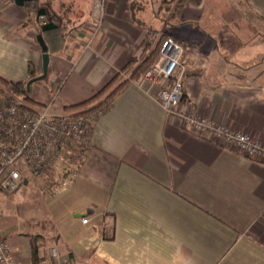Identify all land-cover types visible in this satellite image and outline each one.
<instances>
[{"label": "crops", "instance_id": "1", "mask_svg": "<svg viewBox=\"0 0 264 264\" xmlns=\"http://www.w3.org/2000/svg\"><path fill=\"white\" fill-rule=\"evenodd\" d=\"M142 2L109 0L87 48L93 0H54L66 19L48 31L33 21L37 2L0 0V79L18 84L43 74L41 35L49 72L31 85V99L44 104L57 89L60 109L88 102L146 58L152 27L137 18L145 14ZM243 2L184 0L175 11L178 22L190 24L188 39L180 40V109L264 142V75L246 83L232 75L264 57V0ZM163 3L153 6L155 16L172 7ZM153 30L176 40L167 28ZM158 94L157 86L132 82L113 98L95 121L69 190L48 199L33 183L12 202L3 194L0 225L18 263H52L56 248L74 264H264V160L185 130ZM19 197L26 200L17 205Z\"/></svg>", "mask_w": 264, "mask_h": 264}, {"label": "built area", "instance_id": "2", "mask_svg": "<svg viewBox=\"0 0 264 264\" xmlns=\"http://www.w3.org/2000/svg\"><path fill=\"white\" fill-rule=\"evenodd\" d=\"M108 2L93 1L91 16L95 29L87 48L93 46L107 16ZM158 39L156 33L147 34L149 44L155 45ZM185 52L182 44L171 39L164 41L157 60L138 85L159 87L161 105L185 130L217 140L254 160H264L263 141L192 110L180 109L184 95L186 67L182 61ZM57 98L56 89L49 93L44 104L31 105L8 88L0 91V193L7 197L18 195L29 184L38 183L47 198L53 199L76 182L91 144L95 121L102 110L75 114L59 109ZM89 222L87 217L82 220L85 225ZM50 256L53 262L43 264H74L56 248L51 249ZM0 264H20L1 225Z\"/></svg>", "mask_w": 264, "mask_h": 264}, {"label": "trees", "instance_id": "3", "mask_svg": "<svg viewBox=\"0 0 264 264\" xmlns=\"http://www.w3.org/2000/svg\"><path fill=\"white\" fill-rule=\"evenodd\" d=\"M54 0H38L36 5V10L32 14V18L34 23L39 27L41 31H48L52 29L62 28L65 23V16L63 13L56 10L53 6ZM94 1V0H93ZM184 0H171L166 1L163 4H169L173 7V11L171 12L172 7L164 8L168 13V19L165 20V23L168 24L172 17L175 16V11L183 7ZM28 5H33V3H29ZM132 7V6H131ZM163 7V6H162ZM133 8V7H132ZM163 9V8H162ZM43 18V19H42ZM42 20L46 24H42ZM156 33L159 36V41L155 44H147V56L143 61L137 66V69L133 71L126 79H123L121 82L118 83L120 76L114 78L109 84H107L101 91H99L94 98L89 100L88 102L67 107L64 110L68 112H73L75 114H84L91 111H98L108 108L111 104L113 98L120 93L128 83H138L147 73L149 68L154 64L155 60L158 58L163 42L168 40L165 36V33H159L158 31L153 30L152 28L148 30V33ZM183 45V42L174 40ZM185 46V45H183ZM136 61H133L132 64H135ZM238 72L233 73L232 75L240 79V81L248 82V80H257L264 75V57H261L260 60L255 63L253 66H239ZM256 70V71H255ZM231 75V74H229ZM36 75L32 73V76L29 81L26 83H18V84H11L2 79H0V83L6 86L8 89L12 91L16 96L20 97L23 101L27 102L31 105H41L35 101H33L30 97L31 92L27 90V84L36 79ZM183 81L185 79L183 78ZM37 83V82H35ZM33 83V84H35ZM118 83V84H117ZM0 84V85H2ZM32 84V85H33Z\"/></svg>", "mask_w": 264, "mask_h": 264}, {"label": "rangeland", "instance_id": "4", "mask_svg": "<svg viewBox=\"0 0 264 264\" xmlns=\"http://www.w3.org/2000/svg\"><path fill=\"white\" fill-rule=\"evenodd\" d=\"M163 1L165 2L167 0H144V2H142V6H144L145 9H146L145 10V14H143V15L142 14L141 15L138 14L137 15L138 20L144 21L145 23L150 25V27H152L153 29H156V30H162L163 28H167V33L171 37H173L174 39H176L178 41H180V40H182L184 38L188 39V36L190 34H189V31L186 30L185 28L190 25L189 22H186L184 20H179V22H178V19H180V17L177 18L176 16H174V17L171 18L169 23L167 25H165V20L168 19V16L165 19V16L167 15L166 9H163L162 13H160V16H155V13H154V10H153V6L156 5V4L158 5V3H162ZM219 1L222 3V5H224V4L228 3V2H232L233 0H219ZM240 1L243 2L244 0H240ZM167 6L168 5H164V7H167ZM221 10H225V8L223 9V6H222ZM172 11H173V8L171 9L170 13H172ZM243 11H245V10H243ZM230 16H233V13H231ZM224 17L228 18L227 16H224ZM198 28H200V26H198ZM248 35L249 34H247V37H248ZM192 37H193V39L196 38V36H192ZM193 41L194 42H192V43L195 44V45H196V43H199L197 40H193ZM236 48H237V46H233L232 50L236 51ZM197 62H198V66H199V60L198 59H197ZM0 84H2V83H0ZM6 88L7 87L4 86L3 84L0 85V91L1 90H5ZM24 193H26V188L23 191L20 192V194H24ZM5 198H7V197L0 193V199L1 200H5ZM13 198H14V196H9L7 201L9 200V202H12ZM23 198L26 200L25 197H23ZM23 198L19 197L18 200H20V202H18L17 205H19L20 203H23L22 202ZM17 205H15V206H17ZM24 208H25V211H26V204H25ZM15 209H16V207H15ZM0 214L2 215V212H0ZM2 217H3V215H2Z\"/></svg>", "mask_w": 264, "mask_h": 264}, {"label": "water", "instance_id": "5", "mask_svg": "<svg viewBox=\"0 0 264 264\" xmlns=\"http://www.w3.org/2000/svg\"><path fill=\"white\" fill-rule=\"evenodd\" d=\"M14 1H15L16 5H18V6H25L26 4H29V3H35L38 0H14ZM37 40H38V43L41 46L42 51L44 53V55H43V74L41 76L37 77L36 79L31 80L27 84V90H28V92H30L31 85L33 83H35V82H41V81L46 80L47 77H48V72H49L50 58H49V55L47 53L46 45H45L44 40H43V38H42L41 35H39L37 37Z\"/></svg>", "mask_w": 264, "mask_h": 264}]
</instances>
